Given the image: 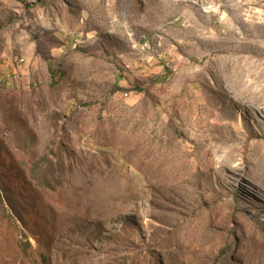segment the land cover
Returning a JSON list of instances; mask_svg holds the SVG:
<instances>
[{
  "label": "rangeland",
  "instance_id": "1",
  "mask_svg": "<svg viewBox=\"0 0 264 264\" xmlns=\"http://www.w3.org/2000/svg\"><path fill=\"white\" fill-rule=\"evenodd\" d=\"M0 264H264V0H0Z\"/></svg>",
  "mask_w": 264,
  "mask_h": 264
}]
</instances>
